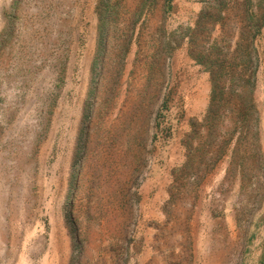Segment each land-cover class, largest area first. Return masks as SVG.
Wrapping results in <instances>:
<instances>
[{
    "label": "rangeland",
    "instance_id": "rangeland-1",
    "mask_svg": "<svg viewBox=\"0 0 264 264\" xmlns=\"http://www.w3.org/2000/svg\"><path fill=\"white\" fill-rule=\"evenodd\" d=\"M0 264H264V0H0Z\"/></svg>",
    "mask_w": 264,
    "mask_h": 264
}]
</instances>
